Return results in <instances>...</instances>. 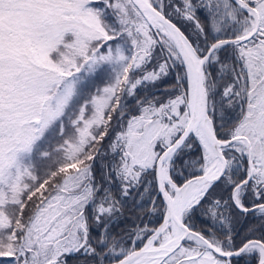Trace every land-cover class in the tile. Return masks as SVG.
<instances>
[{"label":"snow or ice","instance_id":"obj_1","mask_svg":"<svg viewBox=\"0 0 264 264\" xmlns=\"http://www.w3.org/2000/svg\"><path fill=\"white\" fill-rule=\"evenodd\" d=\"M264 264V0H0V264Z\"/></svg>","mask_w":264,"mask_h":264},{"label":"trees","instance_id":"obj_2","mask_svg":"<svg viewBox=\"0 0 264 264\" xmlns=\"http://www.w3.org/2000/svg\"><path fill=\"white\" fill-rule=\"evenodd\" d=\"M241 264H244V262H243V261H241Z\"/></svg>","mask_w":264,"mask_h":264}]
</instances>
